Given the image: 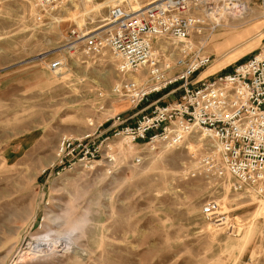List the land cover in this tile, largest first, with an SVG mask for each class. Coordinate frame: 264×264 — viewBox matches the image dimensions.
I'll return each instance as SVG.
<instances>
[{
	"label": "rangeland",
	"instance_id": "obj_1",
	"mask_svg": "<svg viewBox=\"0 0 264 264\" xmlns=\"http://www.w3.org/2000/svg\"><path fill=\"white\" fill-rule=\"evenodd\" d=\"M117 1L76 0L64 23L48 29L36 24L27 3H0V264H264V197L191 178L209 147L200 133L178 148H121L112 176L100 167L41 175L62 136H83L90 122L102 124V105L128 110L110 94L124 79L110 53L85 64L72 59L59 74L49 70L72 21L99 20L107 14L99 5ZM252 24L257 36L234 52L220 50L211 68L230 71L262 46L263 12L251 10L196 38L207 41L205 53L217 60L211 37ZM211 201L222 204L228 223L205 218Z\"/></svg>",
	"mask_w": 264,
	"mask_h": 264
},
{
	"label": "built area",
	"instance_id": "obj_2",
	"mask_svg": "<svg viewBox=\"0 0 264 264\" xmlns=\"http://www.w3.org/2000/svg\"><path fill=\"white\" fill-rule=\"evenodd\" d=\"M21 1L45 29L64 23L63 14L70 13L67 5L76 3ZM254 4V0H118L99 5L98 12L107 9L99 20H73L59 48L61 57L49 70L59 74L72 59L85 64L110 53L124 77L112 85L110 94L127 102L128 110L113 113L102 105V124L90 122L91 130L83 136H62L54 162L42 174L49 179L76 168L100 167L112 176L121 148H178L200 133L209 147L189 176L220 183L234 193L264 197V44L230 71L195 79L213 61L205 53L207 41L196 38L214 34L230 20L244 19ZM257 4L264 16V0ZM179 92L176 101L164 102ZM134 160L139 164L142 158L137 155ZM202 213L217 226L229 221L219 201L207 203Z\"/></svg>",
	"mask_w": 264,
	"mask_h": 264
},
{
	"label": "crops",
	"instance_id": "obj_3",
	"mask_svg": "<svg viewBox=\"0 0 264 264\" xmlns=\"http://www.w3.org/2000/svg\"><path fill=\"white\" fill-rule=\"evenodd\" d=\"M251 8L253 10V14L256 15L257 11H259L258 4L256 3V4L252 5ZM255 32H256V28L254 27L253 24L249 25L248 27H242V29L240 28V26H234V27H231V29L228 31V33L223 32V33L216 34L213 37H211L210 44L214 45L219 56H218L217 60L212 57V60H213L212 64L208 68H206L204 71H202L200 74H198L195 79L197 81H200V80L212 77V76L220 73V70L218 71V70H214L215 68H211L214 65V63H216L219 60L220 56H222L221 53H223V51L220 52V50L224 49V51L227 50L226 52H228V51L234 52L235 50H237L238 48L243 46L246 41H250L253 39L252 37H256L257 35ZM261 41H262V45H263L264 44L263 43L264 35L262 36ZM255 47H256V49L254 51H253L254 48H252L249 52H247L248 55L247 56L245 55L246 58L251 56L254 52H256L260 48V47L257 48V46H255ZM225 54L226 53L223 54V57ZM207 55L210 56L209 54H207ZM241 60H243V59H239L236 62L241 61ZM236 62H234V64ZM232 66L230 67V69L232 68ZM42 172H43V170L41 171V175H42Z\"/></svg>",
	"mask_w": 264,
	"mask_h": 264
},
{
	"label": "bare ground",
	"instance_id": "obj_4",
	"mask_svg": "<svg viewBox=\"0 0 264 264\" xmlns=\"http://www.w3.org/2000/svg\"><path fill=\"white\" fill-rule=\"evenodd\" d=\"M252 10V8H250V11ZM241 19V18H240ZM75 65V64H74ZM136 80H138V77L137 76H133ZM95 83H98L97 81H95ZM99 84V83H98ZM252 195V194H251ZM255 195H257V194H255Z\"/></svg>",
	"mask_w": 264,
	"mask_h": 264
}]
</instances>
